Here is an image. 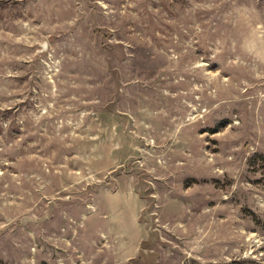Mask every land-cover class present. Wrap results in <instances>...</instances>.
Returning <instances> with one entry per match:
<instances>
[{
  "label": "rangeland",
  "instance_id": "1",
  "mask_svg": "<svg viewBox=\"0 0 264 264\" xmlns=\"http://www.w3.org/2000/svg\"><path fill=\"white\" fill-rule=\"evenodd\" d=\"M0 264H264V0H0Z\"/></svg>",
  "mask_w": 264,
  "mask_h": 264
}]
</instances>
